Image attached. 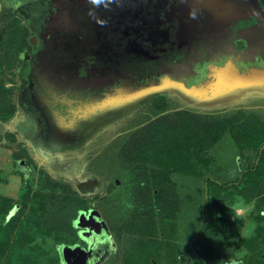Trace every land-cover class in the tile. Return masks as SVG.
Here are the masks:
<instances>
[{
  "label": "rangeland",
  "instance_id": "rangeland-1",
  "mask_svg": "<svg viewBox=\"0 0 264 264\" xmlns=\"http://www.w3.org/2000/svg\"><path fill=\"white\" fill-rule=\"evenodd\" d=\"M2 88L0 99L14 111L7 121L0 116V195L14 207L1 213L0 228L32 237L8 250L32 258L42 251L39 264H126L125 230L140 213L145 230L155 223L144 236L166 239L156 165L138 154L152 153L157 133L167 131L204 137L201 153L210 160L192 158L194 169L172 174L169 188L162 181L177 204L171 213L180 235L173 261L159 254L164 264H206L194 244L210 217L214 264L234 255L243 264L264 259V246L249 247L259 232L264 237L257 199H249L256 186L264 190L263 151L249 148L264 134V0H0ZM61 133L69 138L61 141ZM219 180L227 188L216 197L209 183ZM173 185L177 198H170ZM53 189L83 200L86 213H75L77 201L49 196V214L33 223L32 197L47 199ZM15 217L20 224L12 226ZM69 220L73 231L63 228ZM55 227L58 241L46 230ZM241 231L250 237L241 239ZM67 233L77 239L60 241ZM8 258L0 264H15Z\"/></svg>",
  "mask_w": 264,
  "mask_h": 264
},
{
  "label": "trees",
  "instance_id": "trees-1",
  "mask_svg": "<svg viewBox=\"0 0 264 264\" xmlns=\"http://www.w3.org/2000/svg\"><path fill=\"white\" fill-rule=\"evenodd\" d=\"M14 29L8 30L7 32L11 35L13 33ZM10 35H8V40L11 41V37ZM12 42V41H11ZM12 44V43H11ZM9 88V87H8ZM10 90V88H9ZM4 88L0 89V93H3ZM8 100L1 95V99H0V116L3 117L4 119H8L10 116L9 114L13 113L14 110H12V106L13 104L10 103L8 106L6 105V102ZM3 104V105H2ZM7 111V114H2L3 111ZM203 132L201 130L200 133L202 135L205 136V131L206 129H202ZM168 132H158V140H161V143H158V146L155 145V148L153 149V152L155 153H151L150 150H146L145 152H140L138 155L140 159V161L142 162L143 160H146V162L149 164H155L156 167H154V173H153V178L155 180V182H153V184H157L155 185L156 188L159 189V193L157 195V203L159 204V208H160V212H161V216L162 218L158 221L159 226L160 227H164L165 229H167L165 231V233L167 234V236H165L166 239L163 238L162 240V244H164V247H161L162 249H170L172 252L176 251L177 249V237L180 236L178 233V230H176V226L173 227V219H175L177 215H172L171 211H173L174 209H176V207L171 206L170 202L173 201V199H168V197L165 194V189H161L159 187V185H161L164 181L163 179H160V181H157L156 179H158L160 176L161 178H163L162 176H164V178H168L171 176V173H174L178 170H180V172H183L184 170L186 172L190 171V168H193L191 166H193V162H192V158L196 159V161L200 162V161H204V162H208V160H210L209 155L207 154H202L201 151L203 149H200V145L203 144V142L205 141L204 137H200L199 139L197 138L199 136L198 133H195L194 135L190 136H185V137H177L175 138L174 135L171 133L170 135L167 134ZM219 133V129L216 130L214 132V136L211 137V139L216 140V137ZM190 139H193V147H188L189 146V141H191ZM196 141V142H194ZM192 142V141H191ZM160 144V145H159ZM263 144V145H262ZM262 145V146H261ZM157 146V147H156ZM191 146V145H190ZM198 147V148H197ZM262 147V148H260ZM249 148H253V149H257L259 148L261 151H263V156H262V160L264 159V134L262 135V137H260V139L258 140V142L255 145H252V147L250 146ZM189 158V159H186ZM263 162V161H262ZM181 166V167H180ZM178 169V170H177ZM194 169V168H193ZM164 174V175H163ZM28 178V177H27ZM163 181V182H162ZM218 181V180H217ZM28 180L24 177L23 179V184L27 185ZM170 182H168L167 185H170ZM225 183H223V181L219 180L218 182L215 181H210L209 183V188L212 187L213 185V190H211L210 188V194L214 195V196H219L220 193L222 192V189L227 188L226 186H224ZM30 186V185H29ZM45 187H49L48 185H44ZM154 187V188H155ZM169 188V187H168ZM177 187L173 186L171 190L176 191ZM259 188V186H256L255 189ZM60 189H62L61 191L64 192H68L67 187L63 184H60ZM29 190V189H28ZM54 190H52V193L50 192L48 197H54ZM67 194V193H66ZM146 194H149L146 192ZM179 193L176 195L174 194V197H170V198H177ZM46 195H42V197L40 198L39 195L35 194L34 197H32L33 202L31 205V209L32 211L30 213H28V215H31V217L33 216V223L37 222V223H41L40 218H42L44 215L49 214V212H44L46 211L47 207L45 206L46 204H51V198H47L42 200ZM57 197V199H59L61 202L64 200H67L70 198V200H74L77 201L78 204L77 205H71V207L75 208V213L79 214L80 211H82V213H86V207L85 202L81 199H79L78 197H76L73 193H68L66 196L64 195H57L55 196ZM246 202L250 201L247 197H246ZM45 203V204H42ZM169 203V204H167ZM25 204H27L26 200H25ZM8 207H14L12 205V200L10 199H6L4 196L0 195V215L2 212H4L5 210L8 209ZM19 207V206H18ZM79 207L81 208V210H79ZM21 210V209H20ZM38 213V214H37ZM34 214H37L34 216ZM72 214V213H71ZM70 214V216H71ZM76 214V215H77ZM176 214V213H175ZM140 215V218L138 220L133 221L131 223V225H133L134 229H130V228H126V232L129 234L128 239L133 242V244L135 246H133V248H130L126 255H125V262L126 264H141V262H146V261H150L151 260V255L152 252H148L146 251L145 253H143V248L144 246L147 245L148 246H154L156 245L157 241H154L155 239H153V237L155 236H151V237H147L144 236L146 235V233H152L153 234V230L155 228V223L152 224V226L149 228V230H145L147 229L144 225H143V219L141 217V213L138 214ZM166 215V216H165ZM20 217V216H19ZM16 219H14V223L12 226H16L20 224V219L15 217ZM154 221V220H153ZM71 221H67L63 224V228H65V230H71L73 231V227L71 225ZM214 224V220L210 217L208 218V225L205 228H202L201 230H203V236L199 239L196 240L195 242V249L197 251V253L199 252L202 259L206 261V264H214V260H218L219 256H218V252L216 250H214L213 247H211L210 243H209V233L210 230L212 229V226ZM58 225V224H57ZM59 227V225H58ZM72 227V228H71ZM23 228V226H22ZM36 228V225H33V229ZM53 228V226H52ZM39 229V227H38ZM36 229L35 232H33L34 234H38L39 230ZM3 230L2 228H0V231ZM50 235V237H53L56 239V241H58L57 238V232L58 229L52 230V229H46ZM14 228L7 229L6 231L3 230L4 235H0V241L3 243L4 245V249L0 250V261L4 258V256L9 257L8 261L11 262V258L15 261V264H31V260L34 259L35 264H39V259H40V255L42 253V251L38 253L33 254L34 258L30 257L29 255H32L30 252L29 253H22V252H16L15 250H13L12 248H8L11 245V241H15L16 244H18L19 248L20 245L22 243L25 242L26 239H31L32 237L29 238H22L23 235L19 234V233H14ZM62 231H64L62 229ZM67 231V232H68ZM12 232V233H11ZM138 233V234H137ZM17 234V235H16ZM137 234V235H136ZM151 234V235H152ZM120 235V233H119ZM118 235V236H119ZM77 239V235L75 233H67L63 236H61L60 241H64V242H73ZM20 241H22V243H20ZM32 243V242H31ZM31 243L27 244L26 246L28 247V249L31 248ZM138 243V245H137ZM141 243V245H139ZM152 247L150 249H152ZM57 248V247H56ZM8 250V251H7ZM201 251V252H200ZM12 253V255H11ZM15 253V256H13V254ZM170 259L173 261L174 256L176 257V255H178L179 253L174 252V253H170ZM174 255V256H173ZM162 255H159V257H156V259L154 260L157 264H159L160 260L158 258H161V264H164L165 260L161 257ZM51 260H54L51 259ZM164 260V262H163ZM153 261V262H154ZM152 262V264H153ZM175 262V261H174ZM250 264H264V259L261 260H257L256 262H252Z\"/></svg>",
  "mask_w": 264,
  "mask_h": 264
},
{
  "label": "crops",
  "instance_id": "crops-1",
  "mask_svg": "<svg viewBox=\"0 0 264 264\" xmlns=\"http://www.w3.org/2000/svg\"><path fill=\"white\" fill-rule=\"evenodd\" d=\"M29 124V123H28ZM0 129H1V127H0ZM263 175V174H262ZM166 189V188H165ZM244 190V189H243ZM173 191V194H172V196L174 197V194H176V191H174V190H172ZM166 194V193H165ZM177 195V194H176ZM220 196V195H219ZM219 196H216V197H219ZM262 196H264V190H262L261 188H257L256 189V194L255 193H252V195H250V200L252 199V198H256L257 199V202L255 203V206H256V215H257V218L259 217V218H264V214H262L261 216H258V214L259 213H264V198H261ZM248 202V201H247ZM215 203V202H214ZM216 205H217V200H216ZM174 213V212H173ZM214 219V218H213ZM259 231H263L264 230V227L263 226H259L258 228H257ZM260 233L261 232H259L258 233V235L257 236H255V237H252L251 238V241L249 242V247L250 248H252V249H254L255 247H262V246H264V237H263V235L261 236L260 235ZM17 235V234H16ZM151 236H153V235H151ZM151 236H149V237H151ZM148 237V238H149ZM153 239H155L154 237H153ZM154 241H156V239L154 240ZM130 242V243H129ZM137 245H138V243H137ZM139 245H141V243L139 244ZM133 246H135L134 244H133V242H131V241H128V250L130 249V248H133ZM147 246V245H146ZM165 245L164 244H162V241H160V242H157L156 243V245H154L153 247L152 246H148V252H152V255L150 256L153 260H150V261H146V262H141V264H149V262H150V264H152V262L156 259V257H157V255H159L162 251H164L165 249H162L161 247H164ZM152 247V249H150ZM145 248H143V250H144ZM166 251V253H174V252H176V251H174V252H172L170 249H167V250H165ZM156 257H155V256ZM155 264H157L156 262H155Z\"/></svg>",
  "mask_w": 264,
  "mask_h": 264
},
{
  "label": "clouds",
  "instance_id": "clouds-1",
  "mask_svg": "<svg viewBox=\"0 0 264 264\" xmlns=\"http://www.w3.org/2000/svg\"><path fill=\"white\" fill-rule=\"evenodd\" d=\"M102 2V0H91V3H93V4H96V5H99L100 3ZM13 116V113H12V115L10 116V118ZM9 118V119H10ZM2 118L0 117V120H1ZM9 119H7V120H9ZM7 120H2V121H7ZM29 124L27 123V124H25V128L27 129V131H29ZM28 134H29V132H28ZM192 142H193V140L192 139H190ZM191 147H193V144L191 145ZM155 153V152H154ZM181 167V166H180ZM178 170V169H177ZM181 170V169H180ZM180 170H178V171H176V172H174V173H182V172H180ZM182 171V170H181ZM174 173H171V175L172 174H174ZM164 175V174H163ZM163 178H161V176L158 178V179H156L157 181H160V179H164V176H162ZM171 177V176H170ZM169 177V178H170ZM152 178H153V176H152ZM165 179H168L167 177L165 178ZM222 181V180H221ZM153 182H155V180H154V178H153ZM168 182H170V179L168 180ZM224 183V182H223ZM155 185H157V184H154V186ZM173 186H175L176 187V185H173ZM159 187L161 188V185H159ZM168 187H170V185H167L166 186V188H168ZM157 189V191H159V189L158 188H156ZM238 200H240L241 201V207L243 208V205H242V198H237ZM244 211H249L250 209H247V208H244L243 209ZM231 211L233 212V216H234V219H238L239 218V215L238 214H236L235 213V209H231ZM250 235H251V233H247V232H245V231H241L240 232V237H241V239H244V238H248V237H250ZM226 264H243V258H242V256H236V255H234V256H232L231 258H229L227 261H226Z\"/></svg>",
  "mask_w": 264,
  "mask_h": 264
},
{
  "label": "water",
  "instance_id": "water-1",
  "mask_svg": "<svg viewBox=\"0 0 264 264\" xmlns=\"http://www.w3.org/2000/svg\"><path fill=\"white\" fill-rule=\"evenodd\" d=\"M51 133H53V132H51ZM51 133H50V134H51ZM52 136H53V135H52ZM66 137L69 138V135H65L64 133H61V134L59 135V138L61 139V141L64 140ZM61 141H59L58 143H60ZM58 143H57V144H58ZM61 143H62V142H61Z\"/></svg>",
  "mask_w": 264,
  "mask_h": 264
},
{
  "label": "bare ground",
  "instance_id": "bare-ground-1",
  "mask_svg": "<svg viewBox=\"0 0 264 264\" xmlns=\"http://www.w3.org/2000/svg\"><path fill=\"white\" fill-rule=\"evenodd\" d=\"M211 7H213L214 8V6L212 5ZM223 16H230V14L229 13H225Z\"/></svg>",
  "mask_w": 264,
  "mask_h": 264
},
{
  "label": "flooded vegetation",
  "instance_id": "flooded-vegetation-1",
  "mask_svg": "<svg viewBox=\"0 0 264 264\" xmlns=\"http://www.w3.org/2000/svg\"><path fill=\"white\" fill-rule=\"evenodd\" d=\"M41 130H44V127H42ZM44 131H45V133H46V132H47V129H45Z\"/></svg>",
  "mask_w": 264,
  "mask_h": 264
}]
</instances>
